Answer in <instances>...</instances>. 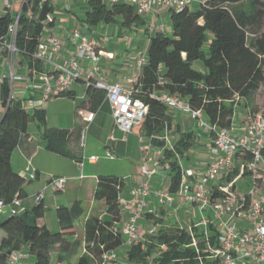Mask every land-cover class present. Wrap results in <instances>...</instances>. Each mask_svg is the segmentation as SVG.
<instances>
[{
  "label": "trees",
  "instance_id": "trees-1",
  "mask_svg": "<svg viewBox=\"0 0 264 264\" xmlns=\"http://www.w3.org/2000/svg\"><path fill=\"white\" fill-rule=\"evenodd\" d=\"M87 1L85 22L91 27L100 23H120L131 29L147 24L131 4ZM21 7V3H15L13 10L0 14V41L7 38L9 27ZM53 12L54 6L48 0H28L21 10L16 41L18 55L31 74L46 70L36 52L45 26L51 25ZM169 12L172 35L165 31L151 33L148 62L142 69L135 92V96L148 105V113L134 131L151 137L160 135L167 126L172 130L170 109L157 97L163 91L180 96L192 109L202 110L207 122L219 128L232 126L239 105L264 114V109L255 108L256 94L264 84V0H204L196 7ZM161 79L164 85L160 83ZM11 93L10 82L4 80L1 99L6 110L0 122V199L5 203H11L16 196L28 197L27 181L14 169L12 156L23 139L30 136L31 121L36 120L42 128L48 150L78 162L83 160L80 127H50L45 109L29 112L25 107L27 98L11 97ZM58 96L76 98L72 90ZM105 100L106 90L87 84L84 104L92 112H97ZM176 131L179 136L175 140V149L184 155L194 147L196 135L180 128ZM153 142L165 145L158 139ZM249 158L250 154H244L243 160ZM165 160L171 168L169 188L176 193L182 178L176 153L166 149ZM238 173L239 168H236L229 179ZM126 184L123 177L99 175L95 199L105 201L108 218L90 216L85 222L84 241L73 238L77 234V221L85 214L81 200L56 208L60 225L56 232L41 222L46 213L43 202H34L19 214L7 215L0 220L3 231L0 264H7L14 251L25 247L34 257L35 264H51L54 252L58 253V264L69 262L80 255L84 242L86 252L79 256V264L101 263L104 253L118 251L125 242L115 227L122 220L120 194ZM218 195L215 192V196ZM147 218L154 217L148 214ZM154 222L163 223V219ZM211 230L215 239V227L211 226ZM190 241L187 229L162 226L156 233H147L137 240L128 251L127 259L133 264H199L196 250L189 246Z\"/></svg>",
  "mask_w": 264,
  "mask_h": 264
},
{
  "label": "built area",
  "instance_id": "built-area-1",
  "mask_svg": "<svg viewBox=\"0 0 264 264\" xmlns=\"http://www.w3.org/2000/svg\"><path fill=\"white\" fill-rule=\"evenodd\" d=\"M0 1L5 7L20 1L21 10L28 2V0ZM106 1L111 5L131 4L142 16L153 12L156 8L169 11L182 10L187 6H198L204 2V0ZM41 6L42 3H40ZM21 10L10 25L7 38L0 41L1 50L10 60L12 82L19 78L14 73V63L19 54L16 41ZM148 29L151 33L167 32L163 24L150 26ZM70 39L75 44V55L65 57L62 54L64 41L55 35L50 25L45 26L36 56L44 64L51 65L52 70L30 73L33 84L28 87L32 92L31 98L25 100L27 111L31 112V109L35 110L40 106V100L34 97L36 92L42 91L47 98L58 96L71 91L77 81L84 79L88 85L92 84L106 90V100L112 109L114 126L124 133L126 138L147 115L148 105L135 96L136 86L130 88L122 80L109 82L105 77H96L101 60V53L98 51L99 42L96 38L75 30ZM86 61L94 63V68L90 70L83 64ZM147 62V54H139L135 67L143 69ZM0 80L5 79L0 77ZM160 83L164 85L165 82L161 79ZM11 87V97H15L12 84ZM157 97L169 108L188 113L193 120L199 121L208 129L211 159L202 173L188 167L182 155L176 152L175 141L168 126L160 135L140 136L144 180L138 186L131 188L129 196L123 195L124 190L120 194L122 220L117 223L115 231L122 234L124 245L131 248L141 238L139 224L148 214L153 215L154 218L147 233L154 234L161 226V223L154 222L155 219L161 218L160 208L177 216L180 208L184 206L187 212L195 209L199 216L197 221L182 223L179 226L190 233L189 246L196 250L199 264H264V114L251 111L244 125L236 127L233 123L231 127L219 128L210 125L202 110L192 109L180 96L163 91ZM80 114L86 123L82 132V146H84L89 124L94 120L95 113L88 109H81ZM154 139L165 142L164 151L170 149L177 155L182 178L176 193L171 192L169 187L157 188L151 184L158 172V167L151 166V162L157 156L154 155V152L156 153ZM111 140H115V137L112 136ZM244 154H250V158L243 160ZM107 156L114 157L110 148L107 150ZM97 160L99 157L96 155L84 156L79 164L83 167L86 161ZM236 168H239V173L233 179H229ZM246 173L252 178L249 184L250 190L248 193H242L238 190L237 182L243 179ZM37 175L36 169L28 160L23 176L26 181H33ZM68 181L65 177H53L49 184L61 190ZM215 192L219 195L215 196ZM43 200L44 192L38 193L34 198L35 203L43 202ZM23 208V198L20 196H16L11 203H5L0 199V215L19 214L23 212ZM211 226L215 227V239H213ZM30 255V252L24 248L16 250L10 255L7 264H21ZM117 257V251L106 252L99 264H110Z\"/></svg>",
  "mask_w": 264,
  "mask_h": 264
},
{
  "label": "crops",
  "instance_id": "crops-1",
  "mask_svg": "<svg viewBox=\"0 0 264 264\" xmlns=\"http://www.w3.org/2000/svg\"><path fill=\"white\" fill-rule=\"evenodd\" d=\"M50 3L53 4L54 6V12L51 14V27L54 30L55 35H57L58 37H60L63 41H64V46L62 49V54L65 57H72L75 55V44L71 41V35L75 30H80L84 33H87L88 35H90L91 37H94L97 39V41L99 42V53H101V60H100V70L97 73L96 77L97 78H101V77H105L109 82H116V81H120L122 80L123 83L127 86V87H135L137 84V80L139 79V76L142 73V69H138L135 67L139 52L142 49V45L144 44V42H148L150 41V37H151V32L148 30V28L150 26H159L161 24H163L166 27V31L168 34L172 35L173 33V27L171 24V20H170V12L167 9H163V8H156L153 12L148 13L146 15H144L143 17L145 18L147 24L145 27H133L131 29H128L124 26H122L120 23L117 24H105V23H100L97 26H89L86 22H85V15H86V11L88 9V1L87 0H61V1H65L66 3H60L59 7L61 6L63 8V13H59L58 11V5H56V1L57 0H48ZM63 5H65L63 7ZM12 6H14L13 4L10 5L9 7H5L3 6L2 2L0 1V7L4 9L3 13H5L6 11H10L13 10ZM196 7V5L194 6ZM144 30L143 32H139L140 29ZM133 31H137L136 34V38H134V40L132 42H127L126 45H128L126 48H124L122 46V43L124 41V39L128 40V37L131 35V33ZM142 34L139 36V34ZM140 38V39H137ZM118 53H122L123 58H116V55ZM119 56V55H118ZM19 64H20V70L24 71L23 72H16V70L14 69V73L16 76H18L19 78H17L16 80H14L12 82V77H11V67H10V71H7V67H9L8 65H10V60L8 55L1 50L0 48V77H3V79L8 80L9 78L11 80L10 84L13 85V95L17 98H31V89H29L28 87L31 86L33 84V77L30 75L29 69H28V65L25 63L21 62V58L19 60ZM83 64H85L90 70L94 68V63L92 62H83ZM46 70L45 71H50L52 70V66L45 64ZM26 80L29 82L28 84H26V86L24 85V83L26 82ZM18 81H22V86H25V88H22L19 90V93L21 94L20 96L15 95L16 93V82ZM4 81L0 80V103H2V99H1V87ZM72 91L74 92V94L76 95V97H79L81 99L86 100L87 99V83L85 80H79L77 81L73 88ZM43 94V98H39V95ZM35 98L40 100V106L38 109H45L42 107V104L44 101H47L49 99H51V97L47 98L45 97L44 93L42 91H38L34 94ZM56 97H60V96H56ZM3 104V103H2ZM108 105L109 106V112H110V119H111V130L114 133L111 134L110 136H108V139L112 136L115 137V141L113 143V147L116 149L118 146H122L121 142L122 140L126 139L124 136H122V132L118 129L115 128L114 126V120H113V116H112V109L111 106L109 104V102L107 100H105V102L103 103V105L101 107H103L104 105ZM4 107V104H3ZM100 107V108H101ZM81 109H88V105L87 104H83L82 107L79 109L78 111V115L81 116L80 114V110ZM170 109V115L172 116V122H173V127L172 130H170L174 141L178 138L179 134L177 133V129H182L184 131L187 132H193L196 135V142L194 147L189 150L186 154L183 155V157L186 160V165L188 167H192L195 168L197 170L198 173H202L206 170L207 165L211 159V153H210V133L208 131L207 128H205L202 132L201 130H198L199 132L191 129V130H187L185 129L182 124L180 123L179 120V115L180 114H184L183 112L177 111L173 108H169ZM6 108L4 107V111L0 112V122L3 118V115L5 113ZM37 109H35L34 111L31 112H35ZM46 110V109H45ZM171 112H173L174 114H172ZM250 109L245 108L243 105H239L236 113H235V119H234V125L236 127L242 126L245 124V119L248 116V114L250 113ZM47 113V111H46ZM95 113V118L92 122H95L97 119V112ZM180 113V114H179ZM176 114H178V116H176ZM82 118V116H81ZM83 119V118H82ZM61 122H58L59 124H56L55 126H50V127H59V128H67V129H73L75 127H77L78 125V120H76L74 123L76 126H70L69 124H66V122H64V120H60ZM68 123V122H67ZM47 125H48V121H47ZM42 130V128H40V131ZM29 133V132H28ZM199 133V134H198ZM118 134H121V136H117ZM139 135V142H140V135L139 133H137ZM42 135V134H41ZM116 135V136H115ZM33 137L29 136L27 138H24L21 145L14 151L13 156H12V164L14 169L21 175L25 174V169L28 165V160L31 161L33 167L36 169L38 175L37 178L39 180V183L37 186H34V189H32L31 192H29L27 190L28 193V197L23 199V204H24V208L23 211H25L27 208H29L30 206H32L34 204V198L36 197V195L40 192H44V200L43 203L46 207V213L44 218L41 220L42 223L46 224L48 226V228L53 231V229H60V225H59V220L57 218V215L55 217V215H52L49 218L48 215V210L51 209L50 207H47V202L48 201H53L54 204L58 203V199L56 198L57 196V192L59 191H63L65 189V187L61 190L56 189L54 186L49 184V179L53 178V177H70V176H76V172H74V170H68L67 172H63V171H55L53 169H50L47 166H44L42 164H40L39 162H33L32 161V157L35 156V158H37V156L40 154V150L35 151L33 148ZM120 140V141H119ZM202 140H204L205 142H202ZM44 147L46 148V141L44 140ZM205 144L204 148H205V152L203 154V151H200V147H203V144ZM84 146H82V137H81V141H80V149L81 147L84 148V151L82 152V156L84 157H90L92 156V154L89 151V148L87 149V145H86V141L84 142ZM155 144V143H154ZM48 150V149H47ZM82 150V149H81ZM140 150H141V143H140ZM155 150H156V157H158V159L154 160L151 162V166L152 167H159V165H164L163 167L165 169H167V175L166 174H162L159 175V168L157 174L155 175V181L153 183L154 187L157 188H168L170 187V181H171V168H170V164L167 160H165V151H164V145L163 146H159L155 144ZM50 151V150H49ZM51 152V151H50ZM54 153V152H53ZM201 153L203 156H201ZM56 154V153H55ZM46 156V155H44ZM51 156V155H50ZM200 156V158H198ZM52 159H55L54 157H50ZM198 158V159H197ZM72 160V164L80 166L78 161L76 160ZM98 162H90V161H86L84 164V167L86 166V164L88 163L89 165H96ZM159 164V165H158ZM83 167V168H84ZM142 170V169H141ZM142 172V171H141ZM63 173V174H62ZM164 173V172H163ZM90 176H92V178H94L96 180L95 182V186H90L91 192L93 194L94 197V204H93V208L91 207L88 212L85 209V214L82 216L84 217V221L82 224L83 228H82V237H79V234H76L73 238H80L84 241L85 239V222L86 220L90 217V216H100V217H106L108 218L107 214H106V204L104 200H96L95 199V190L97 187V183H98V177L99 174L93 173V174H88ZM84 175L81 174L79 177L80 178H84ZM126 181V186L123 192V195L125 196H129L130 190L133 187L138 186L143 180H144V176L141 175L138 178H134L130 181H127L125 177H123ZM31 182V181H27ZM53 187V189L51 190L50 194L46 193L49 189H51ZM75 198L72 199V204L76 201L79 200V198ZM50 201V203H51ZM82 201V200H81ZM101 204L104 207V213L101 214L99 212V210L95 209V204ZM52 205V203L50 204ZM60 206V205H59ZM58 207V206H57ZM161 209V219H163V223H167V226H171V227H179L180 224H187L186 220V215L183 214L185 213V207L182 206L178 212V215L175 216L174 213L173 215L170 213V211H167L163 208ZM56 210V209H55ZM180 216H184V220L181 221ZM6 216L4 215H0V220L4 219ZM81 217V218H82ZM80 219V218H79ZM78 219V221H79ZM151 221L149 218H145L143 220H141L140 223L143 224V222L145 220ZM78 221L76 224V229L78 230ZM153 221V220H152ZM163 223H161L160 225H162ZM145 225V224H144ZM3 232V231H2ZM140 233V231H139ZM141 237H143V235H141ZM85 242L83 243V248L80 252V255H82L85 251ZM26 251L29 252V249L27 247L24 248ZM130 248L126 245H123L118 251L119 252H126L129 251ZM117 251V252H118ZM31 254V253H30ZM57 252H54L52 254V261L51 264H58L57 263ZM74 256L69 262H65V263H61V264H79L78 260H79V256ZM127 255V254H125ZM21 264H35V259L32 255H30L29 258L25 259L22 261Z\"/></svg>",
  "mask_w": 264,
  "mask_h": 264
},
{
  "label": "rangeland",
  "instance_id": "rangeland-1",
  "mask_svg": "<svg viewBox=\"0 0 264 264\" xmlns=\"http://www.w3.org/2000/svg\"><path fill=\"white\" fill-rule=\"evenodd\" d=\"M60 3L65 4V1L57 0L56 5H58V11L59 13H63V8L59 5ZM17 4H20V1H17ZM65 5H63L64 7ZM14 8V6H12ZM4 11L3 8L0 7V14H2ZM139 32H143L144 30L141 28ZM138 32V34H139ZM137 31H133L131 35L128 37V40L124 39L122 46L126 48L128 45L126 43L132 42L134 38H136ZM142 34H139V36ZM140 39V38H137ZM128 42V43H129ZM148 42H144L142 45V49L139 52V54H147L148 47H149ZM119 55V56H118ZM20 55H17L16 61L14 63V69L16 72H20ZM117 59L123 58L122 53H118L116 55ZM7 71H10V65H8ZM24 73V71H21ZM9 81L11 82L10 78ZM29 82L26 80L24 85L28 84ZM22 81L16 82V93L15 95L20 96L21 94L19 93V90L22 88H25V86H22ZM39 98H43V94L39 95ZM84 99H81L79 97L76 98H71V97H56L52 96L51 99L44 101L42 104V107L46 109L47 111V121H48V126H55L56 124H59L58 122H61L60 120H64L66 124H69L70 126H76L75 121L78 120V127L81 128V131L83 132V129L86 126V123L83 121L81 116L78 115V111L81 108V106L84 104ZM255 108H257L259 111L264 109V84L262 85L261 89L257 92L256 94V104ZM4 111L3 104L0 103V112ZM31 111H34L31 109ZM174 114L173 112H171ZM184 113V112H183ZM180 114V113H179ZM97 119L95 122H91L89 124V128L87 131V135L85 138L86 145L88 146L87 149L89 148V151L92 155H96L99 157V160L96 165H89L88 163L86 166L80 167L77 165L72 164V160L70 158L64 157L60 154H55L53 152H50L49 150L45 149L44 145V139L41 135L40 127L38 125V122L36 120H33L30 122L29 127H28V132L30 136L33 137V148L35 151L40 150V154L37 156V158L32 157L33 162H39L40 164L49 167L50 169H53L55 171H63L67 172L68 170H74L76 172V176H70L68 178V183L66 184V187L63 191L57 192L56 198L59 200L58 203H55L51 201L52 205H50V201L47 202V207H50L48 215L49 218L52 215H55L56 217V208L59 205H71L72 204V199L73 198H79V200H82L83 205L88 212V210L92 207L94 204V197L91 192L90 186H95L96 180L92 178V176L88 174H99V175H116L119 177H125L127 181H130L134 178H138L141 175V169H142V153L140 150V142H139V135L137 134L136 130L128 134L126 139L122 140L121 145L118 146L116 149L113 147V143L115 141L111 140L110 138L108 139V136L111 134L114 135L112 132L111 128V117H110V112H109V106L106 104L103 107H101L98 110L97 114ZM178 116V114H176ZM179 120L182 126L185 129H193L197 132L198 130H201V132L205 129L204 126H202L199 121L193 120L191 116L188 113L180 114L179 115ZM68 122V123H67ZM199 134V133H198ZM116 136V135H115ZM118 137L121 136V134L117 135ZM122 136H125L123 133ZM120 141V140H119ZM202 142H205L202 140ZM203 144V147H200V151H203V154L205 152V144ZM112 150L113 158H110L107 156V150L108 149ZM81 151H84V148L81 147ZM46 155V156H44ZM51 155V156H50ZM154 155L156 156V153L154 152ZM201 156L202 153H201ZM50 157H54L55 159H52ZM184 163H186L185 158L183 157ZM200 158V156L198 157ZM197 158V159H198ZM158 159V157L155 158V160ZM201 159V158H200ZM159 165V164H158ZM164 165H159V175L166 174L167 175V169L163 167ZM164 172V173H163ZM63 174V173H62ZM83 174L84 178H80L79 176ZM24 175V174H23ZM156 177V176H154ZM251 176L246 175L243 179L239 180L237 182V187L238 190L242 193H248L250 190V182H251ZM155 181V178L152 179L151 184L153 185ZM39 183L38 179H34L31 182H28L26 184V190L29 192L34 189V186H37ZM51 189H49L46 193L51 192ZM74 199V200H75ZM95 209L99 210L101 214L104 213V207L101 204L96 203L95 204ZM186 215V222L191 223V221H197L199 216L198 213L196 212L195 209H191L187 212V209L185 210ZM182 218V219H181ZM184 216H180L179 219H183ZM148 221L147 219L142 223L139 224V231L140 235H143L140 239H143L145 235L148 232L149 226L152 225V220ZM84 221V217L80 218L78 221V230L76 231L77 234H79V237H82V224ZM164 221V220H163ZM183 222V221H182ZM145 224V225H144ZM167 223H163L159 228L162 226H167ZM171 227V226H167ZM59 229H53V232L58 231ZM3 232L0 229V240L2 239ZM118 257L116 260L112 261L110 264H130V262L127 259L128 251L124 252H117Z\"/></svg>",
  "mask_w": 264,
  "mask_h": 264
}]
</instances>
